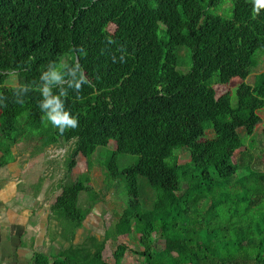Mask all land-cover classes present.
Wrapping results in <instances>:
<instances>
[{
  "label": "trees",
  "instance_id": "obj_1",
  "mask_svg": "<svg viewBox=\"0 0 264 264\" xmlns=\"http://www.w3.org/2000/svg\"><path fill=\"white\" fill-rule=\"evenodd\" d=\"M77 60L88 83L64 98L79 123L61 133L39 107L40 74L66 62L67 83ZM262 64L264 0H0V168L20 143L30 155L70 143L49 206L67 243L32 263L121 264L130 251L146 264H264V68L247 80ZM234 77L235 95L216 96ZM80 149L86 170L73 176ZM27 176L33 197L47 195ZM111 189L124 191L115 232L135 248L116 243L110 261L111 230L73 241Z\"/></svg>",
  "mask_w": 264,
  "mask_h": 264
},
{
  "label": "rangeland",
  "instance_id": "obj_2",
  "mask_svg": "<svg viewBox=\"0 0 264 264\" xmlns=\"http://www.w3.org/2000/svg\"><path fill=\"white\" fill-rule=\"evenodd\" d=\"M113 25H109V29L111 30ZM264 68V64L259 69H256L248 78V81H251L253 75ZM12 81L9 82L10 84H17V80L15 77L11 76L10 78ZM240 81L238 77H234L230 80L227 84H216L214 85V89L216 92V96L221 95L224 92L230 91L232 95H235L234 87ZM234 88V89H233ZM262 120H264V110L259 112ZM255 145L257 148L261 146V122L258 123L255 127ZM210 135V134H209ZM249 138H247L248 145ZM113 142H111L112 145ZM70 148V143L62 145V146H50L45 148L42 152L34 155H30L31 149L26 145L20 143L17 147H13V152L16 154L15 161L6 164L4 167L0 168V176H7L9 181H13L14 185H16L17 190H26L25 178H27L28 174L32 180H38L37 177H42V183L40 184V189L47 195H44V209L48 212V217H46V228L45 231H48L50 228L48 225L52 223L54 226L56 224V220L49 218V206L54 201L56 195L59 193V190L54 189L55 183L60 179L64 172L63 167V159L66 156L68 149ZM245 146L239 148L231 153V158L233 162H237L238 159V152L243 150ZM20 152V153H17ZM261 153V152H259ZM94 156H97L96 154ZM188 160V154L186 152H179V162L184 163ZM259 161V160H258ZM257 161V162H258ZM257 166L261 167L262 164L259 161ZM86 170V160L83 155V152L80 149L79 154L76 157V165L71 170L73 176L77 175ZM241 170V169H239ZM25 177V178H24ZM103 173L101 171V167L98 164H94L93 168L90 172V182L89 184L94 187L97 191H101L103 187ZM43 189V190H42ZM52 189L51 192H46L47 190ZM27 191V190H26ZM124 194L123 190H120L117 193L118 199L115 198L113 190L111 189L108 191L102 198L101 202L96 203L91 212L85 217L84 221L82 222V227L76 231L75 235V242L81 241L87 234H94L98 238H102L105 234L106 230H111L115 237L110 236V238L106 241L105 248L103 250V257L106 260L111 259V253L115 247V244L118 242H126L131 245V248H135V243L131 242L134 239L131 236L123 234L121 231L115 232L114 228V220L116 219L115 212H119L122 208V196ZM86 195H83L81 198H86ZM125 200V197H124ZM17 206L19 204L16 203ZM65 241L61 240L59 246L57 245V241H55L56 247H61L65 245ZM155 248L160 249L164 246L163 240L159 239L155 236L154 242ZM45 246V247H44ZM44 250L47 249V246L44 245ZM46 251V250H45ZM121 264H146L143 259L133 253L128 251L124 256Z\"/></svg>",
  "mask_w": 264,
  "mask_h": 264
},
{
  "label": "crops",
  "instance_id": "obj_3",
  "mask_svg": "<svg viewBox=\"0 0 264 264\" xmlns=\"http://www.w3.org/2000/svg\"><path fill=\"white\" fill-rule=\"evenodd\" d=\"M13 183L0 176V264H33L34 251L48 253L59 248L58 227L50 223L45 231L44 195L33 197Z\"/></svg>",
  "mask_w": 264,
  "mask_h": 264
},
{
  "label": "clouds",
  "instance_id": "obj_4",
  "mask_svg": "<svg viewBox=\"0 0 264 264\" xmlns=\"http://www.w3.org/2000/svg\"><path fill=\"white\" fill-rule=\"evenodd\" d=\"M79 53H84V49H79ZM75 69L71 71V79L65 83V77L69 74L66 62L50 61L47 67L40 74L41 84L39 90L42 95L40 109L46 121H50L56 126L58 131L63 133L65 129L78 127L79 117L73 114L65 106V97L69 94V89L80 93L83 85L88 83L82 72V66L77 60ZM27 91V86L24 88ZM23 103V100L19 101Z\"/></svg>",
  "mask_w": 264,
  "mask_h": 264
}]
</instances>
